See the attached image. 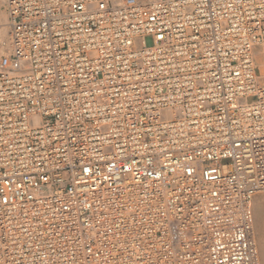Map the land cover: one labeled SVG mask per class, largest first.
<instances>
[{
  "label": "built area",
  "instance_id": "built-area-1",
  "mask_svg": "<svg viewBox=\"0 0 264 264\" xmlns=\"http://www.w3.org/2000/svg\"><path fill=\"white\" fill-rule=\"evenodd\" d=\"M4 7L0 264H264V0Z\"/></svg>",
  "mask_w": 264,
  "mask_h": 264
},
{
  "label": "rangeland",
  "instance_id": "rangeland-1",
  "mask_svg": "<svg viewBox=\"0 0 264 264\" xmlns=\"http://www.w3.org/2000/svg\"><path fill=\"white\" fill-rule=\"evenodd\" d=\"M2 30V31H1ZM1 34L5 36L6 40H11L10 27L8 23V14L4 7V0H0V37ZM147 43L151 44L152 39L147 38ZM12 51V49H11ZM10 53V52H9ZM264 190L258 192L253 200L254 207V230L256 235V241L260 252L261 260L264 261Z\"/></svg>",
  "mask_w": 264,
  "mask_h": 264
},
{
  "label": "bare ground",
  "instance_id": "bare-ground-1",
  "mask_svg": "<svg viewBox=\"0 0 264 264\" xmlns=\"http://www.w3.org/2000/svg\"><path fill=\"white\" fill-rule=\"evenodd\" d=\"M5 36H7V35L3 34V36H2V34H1V37H0V52L8 54L9 52H11V49H12V41L11 40L9 41V39L6 40ZM10 36H11V30H10ZM254 51L257 52L256 61H255L256 66H257V73L259 74L260 77H263V75H264V59H263L261 46L255 45ZM261 191H263V190H261ZM253 233H254V238L256 241L255 230H253ZM256 244H257V241H256ZM257 248H258V245H257ZM258 252H259V249H258ZM263 255H264V253H263ZM259 257L261 259L260 252H259ZM262 262H264V261H262Z\"/></svg>",
  "mask_w": 264,
  "mask_h": 264
},
{
  "label": "crops",
  "instance_id": "crops-1",
  "mask_svg": "<svg viewBox=\"0 0 264 264\" xmlns=\"http://www.w3.org/2000/svg\"><path fill=\"white\" fill-rule=\"evenodd\" d=\"M2 31V30H1Z\"/></svg>",
  "mask_w": 264,
  "mask_h": 264
}]
</instances>
